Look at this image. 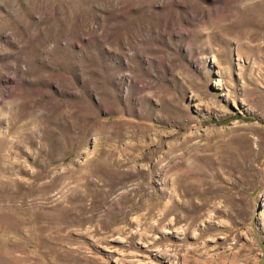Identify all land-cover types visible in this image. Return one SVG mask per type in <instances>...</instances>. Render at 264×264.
Instances as JSON below:
<instances>
[{"label": "rangeland", "instance_id": "374dc122", "mask_svg": "<svg viewBox=\"0 0 264 264\" xmlns=\"http://www.w3.org/2000/svg\"><path fill=\"white\" fill-rule=\"evenodd\" d=\"M0 264H264V0H0Z\"/></svg>", "mask_w": 264, "mask_h": 264}]
</instances>
